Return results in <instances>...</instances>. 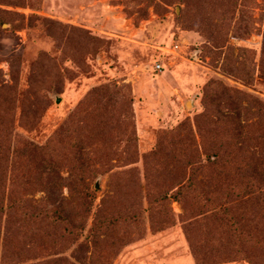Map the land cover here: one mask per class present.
<instances>
[{
  "label": "rangeland",
  "instance_id": "374dc122",
  "mask_svg": "<svg viewBox=\"0 0 264 264\" xmlns=\"http://www.w3.org/2000/svg\"><path fill=\"white\" fill-rule=\"evenodd\" d=\"M263 34L264 0H0V264H264ZM60 127L72 234L40 174Z\"/></svg>",
  "mask_w": 264,
  "mask_h": 264
},
{
  "label": "trees",
  "instance_id": "16d2710c",
  "mask_svg": "<svg viewBox=\"0 0 264 264\" xmlns=\"http://www.w3.org/2000/svg\"><path fill=\"white\" fill-rule=\"evenodd\" d=\"M220 3H221V1H220ZM187 6H188V4H187ZM210 23L212 24V22H210ZM208 25L210 26V24H208ZM241 36L245 37L246 33L242 34ZM210 37H215V36L211 35ZM211 41H212V45L213 46L217 45L215 41H213V40H211ZM262 41L263 42H262V49L261 50H262V55H263V53H264V34H263V40ZM213 46H212V48L214 49ZM210 52H213L212 54H215V52L212 49L210 50ZM4 90H6V86L4 84L0 85V92H4ZM116 94L117 93L115 92L113 94L107 95L106 97H103L100 100L101 102H99V105L100 106L102 105V106L105 107L106 106V101L107 100H114V98L117 97ZM225 111H227V110H225ZM230 111H232V110L231 109L228 110V112H230ZM225 113H227V112H225ZM219 114L224 116V112H222V111ZM226 116H229V115H226ZM61 132H62V130H61V127H60L58 130H55L54 133H52V135L48 139L50 141L48 142V145H46V147H49L47 153L51 150L50 151V156L49 157H45V158H43V160H41V161H44V164L42 166V170H41L40 174L45 173V175H48L47 179L45 180L46 182H45V185H44V191L46 192V194H48L50 196L54 195V197H55V201H54L55 206H53V208H54L53 210H56V212L59 214L60 219H62V220H64L66 222V225H65L63 231H65L66 234H68V233L72 234L73 232H75V230H74L75 224L73 223V221H75V219L73 217V208L65 205V202H66L65 198L62 195H60V193H58V190L60 189L61 181H63L65 179V177L61 174V170L64 169V168H69V166H71V164H72V158L70 157L69 153H70L73 145L68 141V139H70V138H67L66 141L64 140V137H63ZM44 147H41V148H44ZM63 148L67 149L68 152H66V151L62 152ZM208 149L204 148V151H203L205 153V155H206L205 162L203 160H201V159L197 160L196 162H194V164L191 165V166H194V167H192V169H190V170L193 171L195 168H198L200 170L205 169L204 171L207 172V170L212 168V166L215 163L218 164L219 161H217V159H220L219 156H220L221 151L220 150L219 151L212 150L211 152H208ZM16 154H18V153H16ZM21 155L22 154L17 155L18 159L24 160L25 158H27V157L24 158ZM32 155L33 156H37V155H39V153L38 152H36V153L33 152ZM30 157H31V155H30ZM193 179H194V177H190V178L188 177V180L186 179L188 182L185 180L186 183L180 184L178 186V189H177L176 193L180 192L179 196L183 197L182 194L185 193L183 191V188H184L183 186H185L187 184L189 185L190 181L193 182ZM84 180H85L84 176H79V178H78V189H77V191L79 193V198H82V194L84 196H86V194H85L86 186H84V185L82 186V183L84 182ZM250 187H251V182L248 181L242 188V189H245L244 193L249 192ZM9 205L10 204L9 203L7 204V202H6V206H5V204L3 205V203L0 201V216L5 211V207L8 208ZM101 206H102V203H101L100 207ZM77 207H79V205H77ZM206 207H208V206L205 205V208ZM89 209H90V207H89ZM218 209L221 210L220 208H218ZM99 210H100V208H99ZM224 211L226 212L225 209H223V212ZM74 214H76V211H74ZM203 214H204V212H203ZM216 214L219 216L218 219H221V217L219 215V211ZM230 217L233 219L231 213L229 215V218ZM204 219H205V217H204ZM93 221H95V222L92 223V226H96L98 228L102 227L100 225H96V221L98 223H100L99 222L100 220L98 218L96 219V216L94 217ZM120 221L124 222V217H123V215L119 214L118 216L112 217V219H110L108 222H106V224H107L108 227H110V229H113L114 231H116L117 228H119V226H117L116 224H117V222H120ZM232 222H234V219H233ZM106 224H103V226L105 227ZM233 231H235V228L233 229ZM96 232L97 231L95 229L92 230V231L90 229V232L87 233V236H86L85 239H86V243L88 244V246H89V244H93V242L96 240V238H97L96 237V234H97ZM205 242L206 241H204V243ZM233 246H234V244H233ZM191 252L193 253L194 259H195L197 264H205L206 257L202 253L201 244L198 243V241L196 243H193V246H191Z\"/></svg>",
  "mask_w": 264,
  "mask_h": 264
},
{
  "label": "built area",
  "instance_id": "2783aa9c",
  "mask_svg": "<svg viewBox=\"0 0 264 264\" xmlns=\"http://www.w3.org/2000/svg\"><path fill=\"white\" fill-rule=\"evenodd\" d=\"M160 67H161V64L160 63H156L155 66H154V69L158 70V69H160Z\"/></svg>",
  "mask_w": 264,
  "mask_h": 264
},
{
  "label": "water",
  "instance_id": "95a60500",
  "mask_svg": "<svg viewBox=\"0 0 264 264\" xmlns=\"http://www.w3.org/2000/svg\"><path fill=\"white\" fill-rule=\"evenodd\" d=\"M96 185H98L97 182H96Z\"/></svg>",
  "mask_w": 264,
  "mask_h": 264
},
{
  "label": "crops",
  "instance_id": "0c3cea01",
  "mask_svg": "<svg viewBox=\"0 0 264 264\" xmlns=\"http://www.w3.org/2000/svg\"><path fill=\"white\" fill-rule=\"evenodd\" d=\"M144 69H145V66H144Z\"/></svg>",
  "mask_w": 264,
  "mask_h": 264
}]
</instances>
